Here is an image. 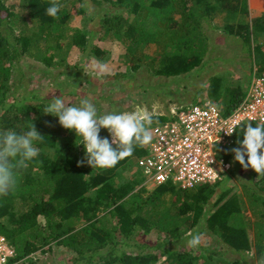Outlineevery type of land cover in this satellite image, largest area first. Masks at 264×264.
Masks as SVG:
<instances>
[{
  "label": "trees",
  "instance_id": "16d2710c",
  "mask_svg": "<svg viewBox=\"0 0 264 264\" xmlns=\"http://www.w3.org/2000/svg\"><path fill=\"white\" fill-rule=\"evenodd\" d=\"M10 1L0 0V129L19 131L33 123L45 136L40 156L19 170L15 191L0 198V235L15 250L11 264H35L31 256L55 245L75 255L73 264H159L163 259L162 264H264V174L259 176L249 166L242 197L227 199L222 180L191 190L167 184L148 194L133 172L146 145L136 147L113 168L93 169L85 161L83 146L76 145L75 132L43 113L44 97L33 102L9 99L13 77L22 72L18 63L28 58L54 67L65 39L100 59L106 53L95 45L96 39L116 43L125 49L135 71L146 67L156 77L188 78L212 52L215 15H226L228 36L242 41L248 52L253 47L255 58L264 61L259 44L264 24L251 9L262 0H23L20 10ZM87 1L110 8L100 18H89L93 24L88 30L74 29L69 22L87 16ZM53 2L59 5L55 17L46 11ZM209 93L220 100L218 84ZM244 96L232 90L225 96L227 102L213 104L229 113ZM163 120L152 116L148 127ZM238 135L232 148L238 147ZM231 149L225 155L231 174L243 177ZM20 203L25 211L18 215ZM248 213L254 217L251 229ZM192 232L218 238L227 253L206 245L188 250L185 243ZM142 233L157 239L137 243Z\"/></svg>",
  "mask_w": 264,
  "mask_h": 264
},
{
  "label": "rangeland",
  "instance_id": "374dc122",
  "mask_svg": "<svg viewBox=\"0 0 264 264\" xmlns=\"http://www.w3.org/2000/svg\"><path fill=\"white\" fill-rule=\"evenodd\" d=\"M23 0H11L10 6L20 10ZM255 4V3H253ZM87 16H79L70 20L69 24L78 30H88L93 24L89 18H100L109 10L108 5H95L87 1L85 4ZM254 17H257L261 24H264V0L262 3L251 5ZM254 20V19H253ZM230 20L226 15H215L213 26L215 30L211 35V54L204 65L196 70L188 78L179 77L175 79H165L154 76L147 68L135 71L132 69L130 59L126 55L125 49L116 43L100 42L96 39L95 45L106 53L104 59L93 55V52H82L80 49L70 45V40L65 39L64 49L56 53V65L45 67L31 59L24 58L18 64L22 72L16 73L13 77L12 85L14 90L9 94L11 103L15 101L30 100L48 97L49 100L62 95L69 96L76 94L73 98L65 99L68 104H78L82 97L88 95V99L94 103L102 113L111 111H131L137 106L146 107L152 116L164 118L162 122L168 121L165 117L170 115L172 110L182 106H195L203 102H226L225 96L234 90L244 95L252 77L255 73H264V61L253 54V47L248 50L245 44L229 37L225 31V26ZM255 24V22H253ZM98 38V35L97 37ZM259 44L264 47V35L259 39ZM65 60V63L61 61ZM213 84L220 86L221 98L216 101V97L209 93ZM229 91V92H228ZM78 96V97H77ZM28 98V99H26ZM153 108L155 109L153 112ZM153 124L150 131L158 125ZM101 136H108L106 129L101 130ZM228 151L229 148L225 147ZM82 153L83 151L80 150ZM243 168V177L233 176L230 171H225L221 176L223 191L229 192L227 199L234 195L242 197V180L247 176L249 167ZM137 181L144 186L148 194H152L156 189L153 183H149V176L137 166L135 167ZM123 176L121 181H126ZM177 188V187H176ZM171 197H168L170 202ZM247 210V207H244ZM23 204L16 206V213L21 215L24 212ZM250 220L249 227L253 228L254 217L248 213ZM194 232V231H193ZM192 232V233H193ZM191 233V234H192ZM195 233H193L194 235ZM190 236L191 237L193 236ZM253 238V232L250 233ZM201 242L197 247L185 243L188 250L199 249L206 245L213 250L227 253V248L220 243L218 238L204 233L199 235ZM156 235L144 236L142 233L135 241L155 242ZM52 249V250H51ZM45 252H38L31 256L35 264H73L75 255L64 247L53 246ZM253 256V252L250 253ZM231 258V256H230ZM252 258V257H251ZM165 262L163 259L159 264Z\"/></svg>",
  "mask_w": 264,
  "mask_h": 264
},
{
  "label": "clouds",
  "instance_id": "9594fccd",
  "mask_svg": "<svg viewBox=\"0 0 264 264\" xmlns=\"http://www.w3.org/2000/svg\"><path fill=\"white\" fill-rule=\"evenodd\" d=\"M46 11L49 16L55 17L59 5L53 2ZM44 100L46 107L43 113L57 117L63 128L75 132L76 145L83 146L85 161L93 169L115 167L120 161L132 156L136 147L147 145L152 139L148 127L152 122V113L146 107L102 113L86 97H82L78 104H68L64 95L51 100L44 97ZM102 129L108 131L111 139L101 136ZM223 131L228 135L234 131L239 133L238 147L230 150L234 154V161L244 168L251 166L259 176L264 174V119L255 121V126L247 121L239 129L226 127ZM239 136H243V139H239ZM44 137L33 123L19 131L17 128L0 129V198L15 191L19 170L27 169L30 162L40 156L42 148L39 145L43 143ZM200 242L201 237L194 234L187 243L197 247Z\"/></svg>",
  "mask_w": 264,
  "mask_h": 264
},
{
  "label": "built area",
  "instance_id": "2783aa9c",
  "mask_svg": "<svg viewBox=\"0 0 264 264\" xmlns=\"http://www.w3.org/2000/svg\"><path fill=\"white\" fill-rule=\"evenodd\" d=\"M244 95L229 113L206 101L184 110L176 108L168 121L156 125L137 163L149 176L147 186L172 184L191 190L222 180L232 168L224 148L234 146L238 133L228 135L223 129H239L247 121L255 126V121L264 119V73L254 74ZM14 256V248L0 235V264H11Z\"/></svg>",
  "mask_w": 264,
  "mask_h": 264
},
{
  "label": "crops",
  "instance_id": "0c3cea01",
  "mask_svg": "<svg viewBox=\"0 0 264 264\" xmlns=\"http://www.w3.org/2000/svg\"><path fill=\"white\" fill-rule=\"evenodd\" d=\"M260 5V4H259ZM227 102V101H226Z\"/></svg>",
  "mask_w": 264,
  "mask_h": 264
}]
</instances>
